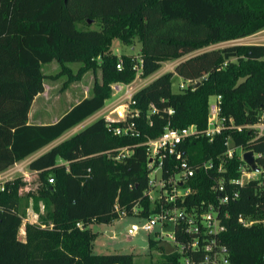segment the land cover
Instances as JSON below:
<instances>
[{"label":"trees","instance_id":"obj_1","mask_svg":"<svg viewBox=\"0 0 264 264\" xmlns=\"http://www.w3.org/2000/svg\"><path fill=\"white\" fill-rule=\"evenodd\" d=\"M89 20L100 21V29L78 28V23ZM262 30L264 0H0V172L96 114L113 97V84L137 79L136 56H118L112 49L115 40L128 45L136 37L141 40L145 78L163 62L192 54L174 71L136 91L133 106L141 111L135 119L140 138L116 135L112 128L123 122H110V127L108 120L98 118L32 160L36 187L24 191L31 184L24 177L0 185V264H136L130 253L94 254L90 224L111 223L134 214L135 207H140L139 216L158 210L151 209L145 194L148 147L138 144L158 137L167 126L196 124L205 130L212 96L222 95L221 115L232 117L235 125L264 119V45L236 43L207 49ZM54 60L61 70L46 76L42 66ZM69 62L82 65L74 72ZM97 69L102 81L95 80L91 97L73 105L57 122L29 123L30 108L44 92L46 78L67 75L66 86ZM176 74L194 84L173 92ZM169 109L175 112L170 114ZM255 135L251 127L228 128L212 142L201 134L183 144L194 166L218 159L227 150L228 138L261 154L257 161L263 173L242 187L239 200L227 206L230 217L223 236L229 264H264V221L246 227L238 218L243 214L264 219V137L255 139ZM123 146H134V152L119 161L116 156ZM240 162L236 154L230 162L232 176L239 175ZM165 165L172 171L176 158L168 156ZM189 182L193 193L185 202L178 200V205L191 207L214 198L212 178L205 170ZM41 201L46 218L42 223L26 222V235L21 238L27 209L37 208ZM151 241L158 247L161 243ZM163 254L166 258L156 264H200L182 260L177 252L163 250Z\"/></svg>","mask_w":264,"mask_h":264},{"label":"built area","instance_id":"obj_2","mask_svg":"<svg viewBox=\"0 0 264 264\" xmlns=\"http://www.w3.org/2000/svg\"><path fill=\"white\" fill-rule=\"evenodd\" d=\"M121 64L120 61L119 68H121ZM143 66L142 56H136L137 79L143 76ZM131 84L121 82L112 85L113 97L118 96L119 98L111 102L110 105L105 106L99 118L108 120L110 127L113 122H123L122 125L112 128L116 135H130L134 138H140L142 132L137 128L135 119L140 117L141 111L133 106L136 104L134 95L137 90L132 89ZM190 84H194V82L190 80L182 81L179 84L180 91ZM221 102L222 95H214L210 99L209 116L205 130H200L196 124L177 128L167 126L158 137H148L138 144H144L148 147L150 173L145 194L152 202L151 209H158L148 216H143L146 221L142 229L151 232L157 226H168L170 222H173L172 232L166 233L171 241L164 238V232H158L156 237L160 242L163 240L168 241L174 246L182 260L199 261L200 264L230 263L229 247L223 236L227 229L226 221L230 217L227 206L233 201L239 200L242 187L251 179H257L263 173L258 161L259 172L248 166L244 161V154L250 150H244L243 147L235 145L231 138L226 140L227 150L219 155L218 159H210L196 166L189 162L183 144L195 136L198 137L202 134L212 142L215 136L225 129L236 128L242 130L245 127H251L255 129V139L264 137L263 118L254 124L235 125L232 117L227 120L221 115ZM151 107L153 112H157L154 105H151ZM169 112L173 114L175 111L169 109ZM112 115H115V117ZM134 148V146H123L118 150L116 159L121 161L130 156L134 152ZM236 154L241 160V164L237 168L239 175L232 176L230 162ZM254 155L256 160L257 157L261 156L260 153L255 151ZM168 156H173L177 160V165L172 171H167V165H165ZM201 169L211 175L214 198L212 200L202 199L191 205V207L178 205V200L185 202L186 198L192 195L193 187L190 185L189 180L195 177L196 172ZM166 172L170 173L167 175ZM49 182H53V178H50ZM139 209L140 207H135L134 214L138 215ZM238 218L240 223L246 227L264 221V219H257L243 214H239ZM78 225L82 227L81 223ZM134 229L136 228L134 227Z\"/></svg>","mask_w":264,"mask_h":264},{"label":"rangeland","instance_id":"obj_3","mask_svg":"<svg viewBox=\"0 0 264 264\" xmlns=\"http://www.w3.org/2000/svg\"><path fill=\"white\" fill-rule=\"evenodd\" d=\"M78 28L83 29H100V21H96L94 23H90L89 21H83L77 24ZM263 42L264 43V34L253 35L248 37L245 40H229L228 42L218 43L215 45H211L212 47H224L229 44L236 43H256ZM113 51L120 56L121 54H129L133 56L139 57L142 50V42L139 38H135L131 44H126L122 40H115L112 47ZM192 56L186 55L182 58L175 60H168L162 63L161 68L158 70L159 72H170L174 71L176 64L180 61ZM72 70L77 72L79 67L82 65L80 62H71L70 63ZM44 74H56L60 71L59 63L49 62L48 64L43 65ZM157 71V72H158ZM100 69L96 71L89 70V73L85 74V77L81 81H72L69 84L65 83L68 81V76H62L59 79H51L49 78L46 82L48 85V96L50 109L49 114L51 119H54V116L62 115L64 112L66 113L67 109L76 104L78 101H81L90 89L92 88L93 82L95 80L96 74H99ZM157 75V73H155ZM155 75H153L155 77ZM152 77V76H151ZM151 77H139L131 84V88L134 90H138L142 86L146 85ZM153 78V77H152ZM184 81L182 77L178 74L175 75L174 84L172 87L173 92L180 91L179 84ZM119 97H112V99H108L107 103L115 101ZM56 100V102H55ZM58 100V101H57ZM118 103V102H117ZM37 107H40L37 104ZM115 117V115H112ZM93 121L86 122L88 124ZM84 126V127H85ZM83 127V128H84ZM37 176L32 173V182L28 188H24V191H28L31 188L36 187ZM38 208V209H37ZM27 209V216L24 219V223L20 229V237H25V224L26 222H35L42 223L43 218H46L47 210L45 208V204L41 201L38 203V207ZM145 217L139 216L136 214H127L120 219H116L111 223H101L99 221L94 220L93 223L90 224V229L93 233V244H92V252L94 254H107V253H130L135 257L136 264H156L162 262L166 258L163 254V250L159 249V247L155 244H152V240H158L157 233L164 232L163 236L167 240L171 241V238L166 233H170L173 230V222H170L168 226H157L154 231H145L142 229L143 224L145 223ZM132 227L136 229H132Z\"/></svg>","mask_w":264,"mask_h":264},{"label":"crops","instance_id":"obj_4","mask_svg":"<svg viewBox=\"0 0 264 264\" xmlns=\"http://www.w3.org/2000/svg\"><path fill=\"white\" fill-rule=\"evenodd\" d=\"M260 34H264V30H262V31H260V32H258L256 34H254V35H260ZM251 36H253V35H251ZM248 37H250V36H247V38L237 39V40H239V41L240 40H245V39H248ZM237 44H243V43H237ZM246 44H262V45H264L263 42L262 43L261 42L246 43ZM55 61H57V60H54V61H51V62L53 63ZM70 63L71 62L67 63V65L69 67H71ZM59 67H60V70H61L60 63H59ZM42 69H43V66H42ZM42 72H43V70H42ZM86 73H89V71L86 72ZM156 73H157V75H155V73L153 74V75H155V77L153 75H151L153 78L151 76H149V77H151V80H149L148 83H150L151 81H153L154 79H156L159 75H161L164 72H159L158 71ZM85 74H84V77H85ZM48 75H53V74H48ZM48 75H46V76H48ZM96 75L97 76L95 77V80L98 79L99 81H102L101 72H99V74H96ZM149 77H147V78H149ZM49 78H51V77H48V78L45 79V82H44L45 83V90H44V92L39 93L38 96H36V98L34 99V101L32 103V106H31L30 112H29L30 113L29 114V123L30 124L32 123V124L45 125V124H49V123H54V122H57L62 116H64L67 113V111H66V113L64 112L62 115L54 116L53 117L54 119H51V116L50 115L49 116L46 115V114H49L48 112H49V109H50V105L52 104V103L51 104L49 103V96H48V93L49 92H48V85H47V82H46ZM51 79H53V78H51ZM95 80H94V82H95ZM94 82H93L92 88L90 89V92H88V95H86L85 97H91L93 95V91L92 90H93ZM85 97L83 99H85ZM55 102H56V100H55ZM79 102L80 101H78L77 103H79ZM37 104H39L40 107H37L38 106ZM110 104H108L106 102L105 106L110 105ZM72 107H73V105L70 106L67 110L71 109ZM103 108L101 110H99L96 114H94V115L90 116L89 118L85 119V121L82 122L81 124H79V125L71 128V129L67 130V132L64 135H62L60 138L56 139L55 141L49 143V145L43 147L41 150H39V151L31 154L30 156H28L24 160L15 163L14 165L10 166L5 171L0 172V185H3L5 182H7L9 180H12V179H14L16 177H24L28 181V183L30 184L31 183V180H32V173H35L30 168V163L32 162V160L35 159V158H37V157H39V156H41L42 154L50 151V148L53 147L54 145L61 143L62 141L68 139V137H70V136L74 135L75 133L81 131V129H83V127L85 126V124H87L86 122H88L90 120L91 121H95L96 119H98L100 117V114H101ZM28 187L29 186H26V188H28ZM29 208L31 209L32 206H30ZM24 233L26 235V232H24Z\"/></svg>","mask_w":264,"mask_h":264},{"label":"water","instance_id":"obj_5","mask_svg":"<svg viewBox=\"0 0 264 264\" xmlns=\"http://www.w3.org/2000/svg\"><path fill=\"white\" fill-rule=\"evenodd\" d=\"M89 22L93 23V21H91V20H89ZM198 85H200V82H198L196 84V86H198ZM244 161L254 171H257V172L260 171V167H259L258 162L256 160V157L254 155V150L247 151L244 154ZM132 229H134V228L132 227ZM159 248L160 249L162 248L166 254H171V253L176 252V248L174 246H172L168 241H164V240L161 241V243L159 244Z\"/></svg>","mask_w":264,"mask_h":264}]
</instances>
